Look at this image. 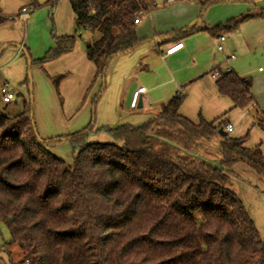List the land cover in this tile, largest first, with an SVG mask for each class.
<instances>
[{"label": "trees", "instance_id": "16d2710c", "mask_svg": "<svg viewBox=\"0 0 264 264\" xmlns=\"http://www.w3.org/2000/svg\"><path fill=\"white\" fill-rule=\"evenodd\" d=\"M57 1L32 0L29 7L53 8ZM68 1L75 32L59 36L52 28L53 45L39 58L26 48L30 69L45 71L47 62L71 51L88 32L86 55L102 79L95 106L112 59L150 41L137 33L148 6L145 0ZM189 1L201 3L202 17L220 0ZM253 16L206 29L219 36ZM14 19L0 8V26ZM202 29L198 23L173 35L185 37ZM217 69L218 91L233 107L254 102L250 78ZM64 76L48 75L58 94ZM26 81L31 84L29 77ZM184 98L176 94L158 116L141 125L95 130L93 113L81 130L48 138L38 133L31 95L22 112L0 114V222L11 234L6 245L21 250L20 264H264V238L230 186L238 162L264 179L262 149L247 147L248 135L226 134L221 161L193 154L197 142L213 139L226 120H190L179 112ZM255 120L264 130V116L257 108ZM100 130L113 141H89ZM62 141L72 145V164L52 152ZM5 251L0 247V264Z\"/></svg>", "mask_w": 264, "mask_h": 264}, {"label": "crops", "instance_id": "0c3cea01", "mask_svg": "<svg viewBox=\"0 0 264 264\" xmlns=\"http://www.w3.org/2000/svg\"><path fill=\"white\" fill-rule=\"evenodd\" d=\"M31 1L0 0L3 15L15 17L13 21L0 26V51L2 50L0 87L8 82L9 89L15 94V98L10 102H5L0 94V100L4 104H11L15 100L21 101V108H23L24 101L29 98L31 90V84L26 81L29 71L28 59L21 47L28 48L33 58H39L53 45L50 24L52 13H55L56 28L60 36L75 32L74 12L68 0H61L60 3L57 1L53 8L44 5L33 11L29 7ZM37 1L44 3L47 0ZM145 1L148 11L140 19L137 33L140 38H149L150 41L129 53L112 59L107 70V84L103 93L107 91L112 93L115 106L112 119L115 121H108L110 124L114 126L126 123L141 125L150 118L156 117L160 107L179 93L185 97L179 110L180 114L194 122L199 121L200 115H204L207 120L221 117L226 120V124L233 125L232 132L226 133L228 136L235 137L231 134L235 131V123L242 126L240 118L245 119V127L248 125L250 118L248 119L247 116L256 107L262 108L261 112L264 116V74H254L255 69L241 68L238 63L231 66L239 76L252 80L251 92L254 102L242 108L241 111L232 112V116H229L228 111L235 107L227 96L218 91L217 77L212 75V71L218 67L222 68L226 58L235 53L225 51L224 43L227 37L223 42V49L218 50L217 36L206 29L215 26L216 23L207 19L203 21L205 12L201 17L203 10L201 3L189 0ZM60 5L69 18V25L62 30L58 26L59 15H62L59 11ZM23 7L29 9L25 19L19 15ZM253 15L255 17L260 14ZM201 18L202 20L199 21ZM198 23L204 29L185 37H174L173 32L184 30ZM89 39L90 34L83 33L82 37L76 40L71 51L45 64V70L49 76L65 75L59 84V95L65 98L63 115L65 116L66 113V119H70L71 122L68 123L66 119L64 121V116L60 111L58 112V104L52 96V94L56 96V91L51 79L47 77L45 80V76L42 75L44 71L40 68L33 69L36 127L43 138L66 135L81 130L89 124V109L93 99L88 100L87 98L92 92L95 96L102 85L101 77L96 76L95 64L86 55ZM177 41H182L183 47L172 54L165 55V50ZM235 59L236 54L230 64ZM258 70L259 72L264 71L261 66ZM251 74L254 75L250 76ZM140 86H145L146 91L140 97L137 106L132 108L130 106L132 94ZM92 94L91 97H93ZM46 97L49 98V104ZM68 106L72 107L69 109ZM17 108L18 111L19 108ZM52 110L56 111L57 117L52 114ZM132 112L137 115L134 119H132ZM229 119H234V122L232 123ZM59 125L66 126V132L58 133L56 130H59ZM259 146L264 154V145ZM225 147L224 136L218 134L211 141H198L193 154L218 162L223 159ZM233 169L236 173L235 182L237 181L238 185L233 186L234 188L230 186L238 196L241 192H246L256 197L253 187L264 190V179L254 169L243 162L236 163ZM262 197V195H257V199H262Z\"/></svg>", "mask_w": 264, "mask_h": 264}, {"label": "rangeland", "instance_id": "374dc122", "mask_svg": "<svg viewBox=\"0 0 264 264\" xmlns=\"http://www.w3.org/2000/svg\"><path fill=\"white\" fill-rule=\"evenodd\" d=\"M58 1L59 3L61 2V0H58ZM67 5H68V2H67ZM62 9L63 7L60 5L59 11L62 13V15H59L58 26L60 27L61 30L65 29L69 25L68 14L65 13V11H62ZM263 12H264V0H253V1L251 0H220L216 3L211 4L205 10L203 21L207 19V20L215 22L216 25H219V24L227 23L228 20L230 19H239L243 16H246L247 14H262ZM52 15H53L52 19L50 18L51 32L53 28L54 33L60 36L56 28L57 22L55 19L56 17L55 13H52ZM200 20H202V18L199 19V21ZM224 33L227 37V40L224 43V47L226 48L225 51L234 52L236 54V59L231 63V65L238 63L240 65L239 67L241 68L255 69L254 74H257V73H259V75L264 74V71L259 72L258 70L259 66H261L264 69V16L255 15V17L253 18L244 19L240 22V24L237 27L232 28V29H226ZM51 38H52V33H51ZM224 65L225 63L222 64V68L224 67ZM33 69L31 70L32 71V85H33L32 90H33V99H34L33 101L34 115H35V120H36V114H35L36 113V110H35L36 98H35V91H34L35 76H34ZM254 74H251L250 76ZM42 75L45 76L44 78L45 80H47L46 78L48 77V73L46 70L43 72ZM105 79H106V84H107V76ZM52 83L54 85L53 81ZM54 88H55V85H54ZM55 91H56V96L55 94L54 95L52 94V96L53 98L56 99V102L58 104V112L60 111L61 115L64 116L63 115L64 113L62 110H63V104H64L65 98H63L62 95L61 96L59 95L60 91L58 94L56 88H55ZM105 93L102 94V96L100 97L99 101L97 102L95 106L93 105V102H92V105L90 106V109H89L90 110L89 123L91 122V119L93 118V113H95V116L93 118V120L95 121L94 122L95 130L100 129L103 126L115 127L114 125L108 122V121H115V120H112L114 118L113 114L115 112L114 111L115 106L112 101V93H108V91ZM90 95L87 98L88 100L89 99L91 100L94 98L93 94H92L93 97H91ZM46 101L49 104L48 97H46ZM16 102H18V105H16ZM20 102L21 101L15 100L11 104H6V103L4 104L0 100V114L11 116V115H16L22 112L23 108H21L22 104ZM17 107L19 108L18 111L16 110ZM70 107L72 106H68L69 109ZM256 108L261 112L262 108L261 109L260 107H256ZM238 110L241 111L242 108L237 107L232 110H229L228 111L229 116L231 117L232 116L231 113L237 112ZM52 114L57 117L56 111L52 110ZM158 114H159V111H158ZM45 115H46V112L44 111V116ZM136 116L137 115H135V112H132V119H134ZM200 116L204 117V115H200ZM255 116H256V109H253L249 112V115L247 116L248 119L250 118V121L246 127H245V119L243 117L240 118L239 121L242 126H240V124L238 123H235L234 124V126L236 127L235 131L231 134L237 138L248 135L245 145L249 148H254L260 144L261 146L264 145V130L256 123ZM63 118L65 121L66 113ZM69 120L70 119H66L68 123L71 122V120L70 121ZM229 120L232 123L234 122V119L233 120L229 119ZM124 121L127 122L129 120H124ZM208 121H212V120H208ZM63 124L65 125V123ZM59 126H60L59 130H56V131H58V133L60 134L64 133L65 129H67L66 126H61V125ZM38 133L40 134V132ZM107 138L109 139L108 141L104 140ZM261 138L262 140H260ZM211 140H208V141H211ZM89 141H97V142L104 143V142H111L113 141V139L111 135H109L106 131L100 130V131H95V133L90 136ZM52 152L56 156L65 160L69 164H72L74 161L75 154L73 152L72 145L69 141H62L58 143L56 146L52 148ZM239 181L240 180L238 179V183ZM230 185H232V187L233 186L236 187L238 185L237 181L235 182V178L231 180ZM253 188L255 190L254 195H256V197H254L253 194H247L246 192H241V194L239 193L238 194L241 197L239 198L243 200L244 205L246 206L251 217L255 221L256 226L261 236L264 238V190L255 188V187ZM257 195H260V196L262 195L263 196L262 199H257ZM10 239H11V234H10L8 227L4 223L0 222V247H5V250H6L5 252L1 254L2 264H20V260L22 257L21 250L19 249L17 245L7 246L6 244L10 241Z\"/></svg>", "mask_w": 264, "mask_h": 264}, {"label": "built area", "instance_id": "2783aa9c", "mask_svg": "<svg viewBox=\"0 0 264 264\" xmlns=\"http://www.w3.org/2000/svg\"><path fill=\"white\" fill-rule=\"evenodd\" d=\"M167 1L168 2H174L175 0H167ZM28 12H29V9L27 7H23L21 9L19 15H21L25 19V17H26ZM142 14H143V11L141 10L139 12V15H142ZM216 38H217V48H218V50H222L223 49V42L226 40V36H225V34H220ZM182 47H183V42L182 41L174 42L165 50L164 54L165 55L172 54V53L176 52L177 50H179ZM234 58H235V54H233V53L230 54L226 58L225 65H224L223 68H221L222 71H224V72H232V71H234L232 66H231V64H230V61L233 60ZM212 75L218 78L221 75V71L216 68V69H214L212 71ZM145 91H146L145 86H140L139 88H137L133 92L132 97H131V101H130V106L132 108L137 106V103H138L140 97L142 96V94ZM0 94L2 96V99L5 102H10L12 99L15 98V94L13 92H11L10 89H9V83L8 82H5L0 87ZM178 95H181V93H179ZM224 128H225L226 133H230L233 130V125L228 123V124H226V126Z\"/></svg>", "mask_w": 264, "mask_h": 264}, {"label": "water", "instance_id": "95a60500", "mask_svg": "<svg viewBox=\"0 0 264 264\" xmlns=\"http://www.w3.org/2000/svg\"><path fill=\"white\" fill-rule=\"evenodd\" d=\"M5 47V46H4ZM21 49L23 50L24 54L26 55L27 59H28V65H29V71H28V77L30 78L31 80V90H30V95H31V102L33 103L34 99H33V90H32V72H31V69H30V64H31V61L29 59V55L26 51V49L24 47H21ZM2 50L0 51V54H1ZM104 81V80H103ZM33 116V115H32ZM219 134L225 136L226 135V132L224 131V129H220L219 130Z\"/></svg>", "mask_w": 264, "mask_h": 264}]
</instances>
